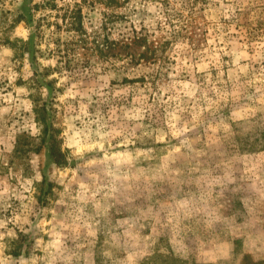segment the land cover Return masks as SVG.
Masks as SVG:
<instances>
[{"label":"rangeland","instance_id":"1","mask_svg":"<svg viewBox=\"0 0 264 264\" xmlns=\"http://www.w3.org/2000/svg\"><path fill=\"white\" fill-rule=\"evenodd\" d=\"M84 2L0 0V264H264V0Z\"/></svg>","mask_w":264,"mask_h":264},{"label":"trees","instance_id":"2","mask_svg":"<svg viewBox=\"0 0 264 264\" xmlns=\"http://www.w3.org/2000/svg\"><path fill=\"white\" fill-rule=\"evenodd\" d=\"M86 2V0H84ZM102 1V4L105 5L107 9L113 10L117 9L119 7L124 6L125 3H128L130 0H100ZM145 1H155L158 6V11L160 17L164 16H172L173 18H167L165 17V23L172 27L171 31L169 32L172 38H177V36H186L189 38V30L193 27V36H196L198 25L196 24L194 16L197 15L198 11L201 9L197 7L198 3H204L206 0H175L178 4V8L173 5L172 12L168 13V5L170 6V0H145ZM84 2V3H85ZM74 7H69V10L65 11L62 22L64 24V28L67 32H70L73 34L72 38H74L77 42H83L84 40H80L82 38V35H86L87 32L83 28L82 23V9L79 3L75 2L73 5ZM164 8V9H163ZM193 15V18H192ZM118 18V16H115ZM193 19V23H192ZM175 20V22H174ZM226 22V21H225ZM162 23H157V29L160 30ZM56 28H59L61 25L56 24ZM157 31V30H156ZM255 31V27L252 26V32ZM158 32V31H157ZM156 32L155 30L150 31L145 26H140L137 28L136 26H131V29L128 32H120L119 38L117 40V43L120 47L124 50H131L134 49V47L140 46L142 48L141 52L139 53V58H149L150 60L155 61L157 57V53L162 49L164 46V43L159 40L155 45L152 43H148L149 37L151 35H154ZM188 35V36H187ZM78 36L79 38H76ZM76 42V43H77ZM72 43L66 44L65 48L61 49V46H59V43L57 45V51L59 53H64L69 55L72 51ZM96 47H99L97 45ZM149 54V56H147ZM36 112V119L38 122L44 123L46 119V107L37 106V109H35ZM44 134L48 130L46 126H44ZM54 136L51 134L49 136V139L51 140L50 149H51V156L53 157L55 163H60V157L61 153L57 146L54 145L55 140L53 139Z\"/></svg>","mask_w":264,"mask_h":264}]
</instances>
